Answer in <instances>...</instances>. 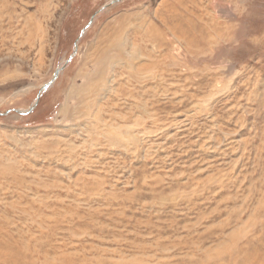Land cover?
Wrapping results in <instances>:
<instances>
[{
	"label": "rangeland",
	"instance_id": "1",
	"mask_svg": "<svg viewBox=\"0 0 264 264\" xmlns=\"http://www.w3.org/2000/svg\"><path fill=\"white\" fill-rule=\"evenodd\" d=\"M0 252L264 264V0H0Z\"/></svg>",
	"mask_w": 264,
	"mask_h": 264
},
{
	"label": "water",
	"instance_id": "2",
	"mask_svg": "<svg viewBox=\"0 0 264 264\" xmlns=\"http://www.w3.org/2000/svg\"><path fill=\"white\" fill-rule=\"evenodd\" d=\"M59 73H60V69H58L57 71H56V74H55V78L59 75ZM54 82V80H52L50 83L52 84ZM49 83V84H50ZM49 84H47L46 86H49ZM40 96V95H39ZM39 96H38V98H39ZM33 108H31V110H32ZM20 114H26V113H28L29 111H21V110H17Z\"/></svg>",
	"mask_w": 264,
	"mask_h": 264
},
{
	"label": "bare ground",
	"instance_id": "3",
	"mask_svg": "<svg viewBox=\"0 0 264 264\" xmlns=\"http://www.w3.org/2000/svg\"><path fill=\"white\" fill-rule=\"evenodd\" d=\"M0 258H3L1 252H0ZM1 262H2V260H1Z\"/></svg>",
	"mask_w": 264,
	"mask_h": 264
}]
</instances>
